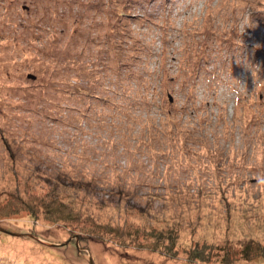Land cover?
<instances>
[{"label":"rangeland","instance_id":"374dc122","mask_svg":"<svg viewBox=\"0 0 264 264\" xmlns=\"http://www.w3.org/2000/svg\"><path fill=\"white\" fill-rule=\"evenodd\" d=\"M0 214V264L264 246V0H0Z\"/></svg>","mask_w":264,"mask_h":264},{"label":"trees","instance_id":"16d2710c","mask_svg":"<svg viewBox=\"0 0 264 264\" xmlns=\"http://www.w3.org/2000/svg\"><path fill=\"white\" fill-rule=\"evenodd\" d=\"M56 209V212H58V215H61L62 218H64L66 215L71 214L67 207H61V206H52ZM51 208V206H50ZM1 215V214H0ZM178 235L173 229H170L168 231L163 232L160 231L158 236H156L155 241L151 242L148 246H159L160 248H168V250L171 251L173 247L176 244ZM213 245L205 244L201 248H194L190 252V258L191 259H199L202 262H208L212 259H215L217 262H221L222 264H239V261L242 260H249L252 257L262 256L264 255V246H262L261 243L258 241L247 242L244 244L240 249L236 250L234 248L231 249H218L211 253H207V249H211ZM214 248V247H213ZM222 250V251H219ZM213 261V260H212Z\"/></svg>","mask_w":264,"mask_h":264}]
</instances>
